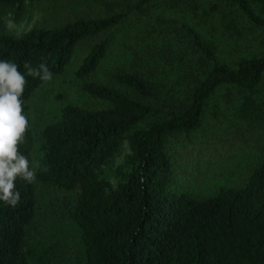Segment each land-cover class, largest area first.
<instances>
[{
	"label": "trees",
	"instance_id": "trees-1",
	"mask_svg": "<svg viewBox=\"0 0 264 264\" xmlns=\"http://www.w3.org/2000/svg\"><path fill=\"white\" fill-rule=\"evenodd\" d=\"M23 1L0 0V9ZM88 1L84 11L21 39L0 32V59L25 75L28 121L26 102L44 81L29 76L25 62L45 63L54 77L81 55L74 71L81 90L106 104L64 105L42 129L35 170L36 181L73 197L69 216L80 230L83 264H264V154L243 181L211 195L171 186L174 160L197 158L206 127L238 133L222 127L226 119L264 141V0ZM116 42L128 57L108 81L94 80ZM222 88L229 93L216 100ZM231 89L241 96L232 111ZM24 137L18 150L32 169L30 121ZM124 144L130 152L112 182L104 167ZM15 185L20 203L0 201V264H50V245L31 236L35 183L18 177Z\"/></svg>",
	"mask_w": 264,
	"mask_h": 264
},
{
	"label": "rangeland",
	"instance_id": "rangeland-1",
	"mask_svg": "<svg viewBox=\"0 0 264 264\" xmlns=\"http://www.w3.org/2000/svg\"><path fill=\"white\" fill-rule=\"evenodd\" d=\"M88 4V0H24L20 5L0 9V32L14 33L7 29L8 19H13L18 25L24 24L26 31L36 26L56 25L62 22L68 13L73 15L84 11L83 5ZM91 6L97 7L95 11H103L102 6L97 3H91ZM250 30L262 33L258 28L253 27ZM258 38H264V35H259ZM255 42L258 41L248 43L245 48L249 49ZM232 51L235 55H240L238 50ZM80 56L74 53L62 74L44 81L26 102L33 137L31 166L34 171L39 166L42 156V129L60 118L64 105L75 104L93 109L106 105L102 100L93 99L81 90L82 82L74 75L81 60ZM126 57L128 54L122 46L118 42L112 43L93 79L108 81L111 72L116 69L121 59L124 61ZM228 93L227 88L220 89L215 96L216 100H222V96ZM228 97L233 100L229 106L232 111L235 105H239L241 96L235 89H231ZM223 124L222 127L227 126V131L236 129L238 133L231 131L224 136L218 134L217 127L211 129L206 127L205 131L197 136V142L203 143L197 158L189 161L183 154L174 160L179 171L171 182L172 189L185 190L200 196L211 195L220 187L236 186L244 180L251 164L259 161L264 154V141L259 139L255 132L247 131L246 124L240 129H237V126H229L231 124L226 119ZM222 131L223 128L221 133ZM211 133L215 135L214 140L208 138ZM129 152L128 145L124 144L120 155L115 157L109 166L104 167L112 182H115L120 166L125 164V156ZM34 183L39 202L37 215L31 227V236L46 246L50 245L53 255L50 264H83L84 252L80 230L69 216L73 197L70 193L36 180Z\"/></svg>",
	"mask_w": 264,
	"mask_h": 264
},
{
	"label": "clouds",
	"instance_id": "clouds-1",
	"mask_svg": "<svg viewBox=\"0 0 264 264\" xmlns=\"http://www.w3.org/2000/svg\"><path fill=\"white\" fill-rule=\"evenodd\" d=\"M6 26L14 32L16 39H21L25 34L24 24L18 25L13 19H8ZM23 66L29 76L39 77L43 81L53 78L45 63L38 68H32L29 62ZM25 82V75L19 71L16 63L0 59V201L13 208L21 201V193L15 185L17 178L29 184L36 178L35 171L29 168V160L18 150L29 124L21 101Z\"/></svg>",
	"mask_w": 264,
	"mask_h": 264
}]
</instances>
